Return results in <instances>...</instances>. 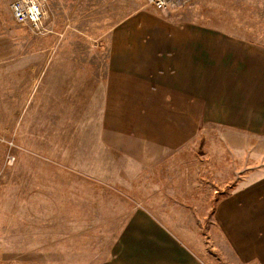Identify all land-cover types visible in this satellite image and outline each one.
I'll use <instances>...</instances> for the list:
<instances>
[{
  "label": "crops",
  "instance_id": "0c3cea01",
  "mask_svg": "<svg viewBox=\"0 0 264 264\" xmlns=\"http://www.w3.org/2000/svg\"><path fill=\"white\" fill-rule=\"evenodd\" d=\"M172 16L139 9L116 23L103 36L107 60L101 74L84 77L98 80L105 143L123 153L133 169L129 192L134 203L128 204L132 210L119 229L114 264H211L187 228L195 221L192 208L202 206L213 209L215 231L241 264H264V43ZM14 24L0 20L4 106L72 107L73 55L48 45L54 52L43 75L47 46L32 40L25 25ZM14 28L26 33L23 39L16 38ZM15 65L26 83H20ZM15 74L17 90L11 93ZM36 78L38 86L35 82L31 88ZM210 126L218 128L215 139L225 144L219 160L225 165L217 167L226 174L215 195L202 203L201 181L189 179L185 161L187 149L200 144L203 129ZM250 137L257 144L252 169ZM234 154L244 161L238 171ZM175 159L176 168L158 165ZM142 175L145 195L134 190Z\"/></svg>",
  "mask_w": 264,
  "mask_h": 264
},
{
  "label": "rangeland",
  "instance_id": "374dc122",
  "mask_svg": "<svg viewBox=\"0 0 264 264\" xmlns=\"http://www.w3.org/2000/svg\"><path fill=\"white\" fill-rule=\"evenodd\" d=\"M12 2L0 0V20L19 28ZM41 5V28L25 25V31L47 46L42 49L43 75L54 52L49 46L60 45L54 48L73 55V106L5 107L0 64V264H114L119 229H124L132 210L128 204L133 200L129 192L133 169L123 153L105 143L98 80L84 77L101 74L107 60L103 36L112 26L139 9H157L148 0H41ZM157 11L222 26L233 35L264 43V0H191L177 9ZM13 32L18 40L26 34L16 28ZM17 67L15 73L24 84L28 80ZM14 76L11 93L17 90L18 75ZM30 82L32 88L39 79ZM217 129L204 128L201 143L187 149L185 165L189 179L201 181L202 203L225 179L226 173L220 175L217 167L225 165L224 159L219 161L225 157L221 150L225 144L215 139L220 135ZM256 148V138L250 137L251 169L257 164ZM232 161L234 171L244 162L236 154ZM178 162L158 165L176 168ZM141 177L143 182L134 183V190L145 195L146 175ZM192 209L195 221L187 228L201 244L203 256L211 264H241L215 231L213 209Z\"/></svg>",
  "mask_w": 264,
  "mask_h": 264
},
{
  "label": "built area",
  "instance_id": "2783aa9c",
  "mask_svg": "<svg viewBox=\"0 0 264 264\" xmlns=\"http://www.w3.org/2000/svg\"><path fill=\"white\" fill-rule=\"evenodd\" d=\"M191 0H148L157 10L177 9L188 4ZM13 18L17 23L40 29L43 19L41 0H13L10 4Z\"/></svg>",
  "mask_w": 264,
  "mask_h": 264
}]
</instances>
